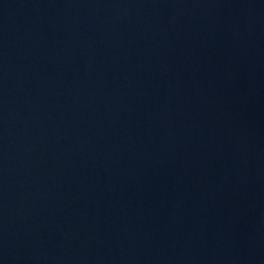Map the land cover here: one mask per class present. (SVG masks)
I'll return each mask as SVG.
<instances>
[{
	"label": "water",
	"instance_id": "95a60500",
	"mask_svg": "<svg viewBox=\"0 0 264 264\" xmlns=\"http://www.w3.org/2000/svg\"><path fill=\"white\" fill-rule=\"evenodd\" d=\"M0 264H264V0H0Z\"/></svg>",
	"mask_w": 264,
	"mask_h": 264
}]
</instances>
